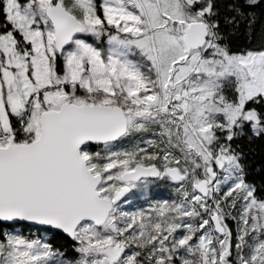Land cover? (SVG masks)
<instances>
[{"label":"snow or ice","instance_id":"obj_1","mask_svg":"<svg viewBox=\"0 0 264 264\" xmlns=\"http://www.w3.org/2000/svg\"><path fill=\"white\" fill-rule=\"evenodd\" d=\"M257 144L264 0H0V264H264Z\"/></svg>","mask_w":264,"mask_h":264},{"label":"trees","instance_id":"obj_2","mask_svg":"<svg viewBox=\"0 0 264 264\" xmlns=\"http://www.w3.org/2000/svg\"><path fill=\"white\" fill-rule=\"evenodd\" d=\"M249 164H250V172L252 173V177L259 179V175H264V149H262L260 144L254 146V150L249 154ZM259 174V175H258ZM156 192L166 193L169 195V192L166 188L157 189Z\"/></svg>","mask_w":264,"mask_h":264},{"label":"rangeland","instance_id":"obj_3","mask_svg":"<svg viewBox=\"0 0 264 264\" xmlns=\"http://www.w3.org/2000/svg\"><path fill=\"white\" fill-rule=\"evenodd\" d=\"M167 198H169V195L161 192H156V195L154 196V199H167Z\"/></svg>","mask_w":264,"mask_h":264}]
</instances>
